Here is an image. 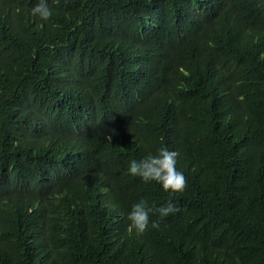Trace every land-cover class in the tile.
<instances>
[{
  "label": "trees",
  "instance_id": "trees-1",
  "mask_svg": "<svg viewBox=\"0 0 264 264\" xmlns=\"http://www.w3.org/2000/svg\"><path fill=\"white\" fill-rule=\"evenodd\" d=\"M38 2L0 0V264H264V0ZM160 148L183 192L128 172Z\"/></svg>",
  "mask_w": 264,
  "mask_h": 264
},
{
  "label": "clouds",
  "instance_id": "clouds-1",
  "mask_svg": "<svg viewBox=\"0 0 264 264\" xmlns=\"http://www.w3.org/2000/svg\"><path fill=\"white\" fill-rule=\"evenodd\" d=\"M31 14L42 21H49L53 13L47 0L39 2L31 9ZM178 153L167 148H160L157 155H148L137 161L131 160L128 172L135 177H140L144 182L156 181L162 185L165 192L180 193L186 189L187 180L181 171L176 168ZM179 211L171 201L167 206L151 208L147 201L141 199L132 206L127 219L131 222L129 231H135L137 234H143L149 228L150 213H159L162 217H167L171 213ZM151 227L158 229L160 222L151 221Z\"/></svg>",
  "mask_w": 264,
  "mask_h": 264
}]
</instances>
